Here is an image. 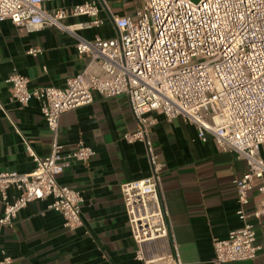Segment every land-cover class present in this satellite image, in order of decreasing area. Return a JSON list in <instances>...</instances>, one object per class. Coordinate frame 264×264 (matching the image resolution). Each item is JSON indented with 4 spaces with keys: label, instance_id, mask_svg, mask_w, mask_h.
Segmentation results:
<instances>
[{
    "label": "built area",
    "instance_id": "1",
    "mask_svg": "<svg viewBox=\"0 0 264 264\" xmlns=\"http://www.w3.org/2000/svg\"><path fill=\"white\" fill-rule=\"evenodd\" d=\"M53 0H0V24L9 21L27 33L55 28L76 40L78 55L88 57L86 69L66 81L64 89L29 90V79L13 74L7 78L10 100L20 107L31 99L51 133V151L40 158L27 146L35 165L29 174L0 172V234L13 226L29 203L50 200L46 209L59 214L63 227L82 226L80 192L61 186L57 178L73 163H86L93 150L79 143L64 151L58 143L61 116L91 105L94 95L103 100L125 96L136 130L123 135L125 142L144 145L149 175L123 183L120 194L135 258L143 264H183L177 246L168 257L151 258L147 244L170 236L161 195V170L149 133L155 119L181 118L205 143L210 137L221 152L233 153L246 164L244 175L232 183L241 227L223 240L214 239L213 264L252 261L253 225L264 219V0H142L132 14L111 17L116 35L86 40L81 31L101 28L100 6L85 1L69 9L46 11ZM84 21L67 24L68 19ZM40 50L31 49L35 56ZM16 195L9 198V192ZM257 201L245 209L251 193ZM3 256L0 264H9Z\"/></svg>",
    "mask_w": 264,
    "mask_h": 264
},
{
    "label": "crops",
    "instance_id": "2",
    "mask_svg": "<svg viewBox=\"0 0 264 264\" xmlns=\"http://www.w3.org/2000/svg\"><path fill=\"white\" fill-rule=\"evenodd\" d=\"M96 1L104 25L81 31L92 40L116 35L111 17L132 14L139 0H53L43 4L46 11L69 9ZM68 19L67 24L84 21ZM76 40L55 28L27 33L9 21L0 24V172L31 173L35 165L26 147L40 158L50 154L52 136L40 113V103L31 99L20 107L9 97L7 78L18 74L29 79V90L42 87L64 89L66 81L82 73L88 57L75 50ZM40 50L31 56L28 51ZM155 124L149 140L161 170V195L170 236L147 244L151 258L168 257L172 244L183 264H213L212 241L223 240L241 227L232 185L246 172V164L235 154L219 151L208 137L197 139L193 126L177 118L166 122L151 114ZM136 130L125 96L103 100L94 95L91 105L61 116L58 143L64 151L81 143L93 150L86 163H73L58 178L61 186L80 192L82 226L63 227L62 217L46 209L50 200L32 202L17 215L13 226L0 234V258L9 264H143L135 258L120 186L149 175L144 145L127 143L126 133ZM9 198L15 197L10 191ZM256 192L251 193L246 213L253 211ZM1 215V209H0ZM255 233L257 257L248 262L225 264H264V219L249 218Z\"/></svg>",
    "mask_w": 264,
    "mask_h": 264
},
{
    "label": "rangeland",
    "instance_id": "3",
    "mask_svg": "<svg viewBox=\"0 0 264 264\" xmlns=\"http://www.w3.org/2000/svg\"><path fill=\"white\" fill-rule=\"evenodd\" d=\"M195 2H197V0H194ZM140 4H142V0H139Z\"/></svg>",
    "mask_w": 264,
    "mask_h": 264
}]
</instances>
